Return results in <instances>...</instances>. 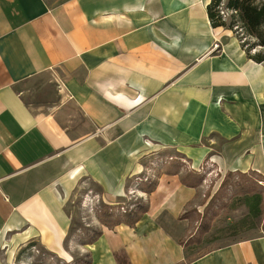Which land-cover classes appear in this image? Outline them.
Instances as JSON below:
<instances>
[{
	"label": "crops",
	"instance_id": "0c3cea01",
	"mask_svg": "<svg viewBox=\"0 0 264 264\" xmlns=\"http://www.w3.org/2000/svg\"><path fill=\"white\" fill-rule=\"evenodd\" d=\"M209 2L0 0V264L34 242L69 262L74 195L94 209L134 192L146 211L102 225L87 264H264V232L194 258L180 243L202 191L182 162L264 176V63L210 25ZM50 73L55 115L73 105L91 130L70 136L25 103L22 85Z\"/></svg>",
	"mask_w": 264,
	"mask_h": 264
},
{
	"label": "rangeland",
	"instance_id": "374dc122",
	"mask_svg": "<svg viewBox=\"0 0 264 264\" xmlns=\"http://www.w3.org/2000/svg\"><path fill=\"white\" fill-rule=\"evenodd\" d=\"M57 79L50 73L25 82L21 87L25 103L34 114H54L58 126L70 136L77 137L82 132H88L92 126L75 106H69L64 113L55 115L59 104ZM158 161L162 163V157ZM179 162L181 164V160ZM153 163L156 165L157 162ZM182 163L185 171L182 178L202 185L201 203L188 206L181 216L188 220L180 241L188 250L189 258L264 232V176L252 172L221 173L210 163H204L199 173H192L188 164L185 161ZM150 177L148 179L147 175H139L137 184H142L143 188L153 184L156 172L150 174ZM88 186L94 195L96 188L91 183ZM253 196L259 198V209L252 208ZM82 198L79 194L74 195L72 203L68 204L67 210L72 214L70 235L66 243L71 254V258L66 257L70 259L69 262L49 253L37 242L27 245L22 254L19 253L18 261L23 260L24 264H87L89 255L83 244L89 243L101 230L104 212L122 217L125 212L146 206L144 197L136 192L117 199L113 205L96 200L93 202L94 209L83 208L80 201Z\"/></svg>",
	"mask_w": 264,
	"mask_h": 264
},
{
	"label": "trees",
	"instance_id": "16d2710c",
	"mask_svg": "<svg viewBox=\"0 0 264 264\" xmlns=\"http://www.w3.org/2000/svg\"><path fill=\"white\" fill-rule=\"evenodd\" d=\"M206 10L212 27H223L231 30L240 41L248 57L256 62L264 63V0H210ZM254 49L255 51L251 53ZM231 173L233 172H228V174ZM182 181L187 183L185 178H182ZM153 188L154 183L146 186L144 190L148 191ZM252 198L254 199L252 208L257 207L259 209L258 196ZM146 209V206L137 207L125 212L122 217H115L113 213L104 212L102 222L106 227L118 223L133 225ZM99 234L100 231L88 242H92Z\"/></svg>",
	"mask_w": 264,
	"mask_h": 264
},
{
	"label": "built area",
	"instance_id": "2783aa9c",
	"mask_svg": "<svg viewBox=\"0 0 264 264\" xmlns=\"http://www.w3.org/2000/svg\"><path fill=\"white\" fill-rule=\"evenodd\" d=\"M217 47V46H216Z\"/></svg>",
	"mask_w": 264,
	"mask_h": 264
}]
</instances>
